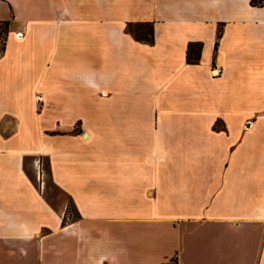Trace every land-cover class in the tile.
I'll use <instances>...</instances> for the list:
<instances>
[{"label":"crops","instance_id":"0c3cea01","mask_svg":"<svg viewBox=\"0 0 264 264\" xmlns=\"http://www.w3.org/2000/svg\"><path fill=\"white\" fill-rule=\"evenodd\" d=\"M4 20L22 39L0 57V264H264V7L0 0ZM35 158L77 212L68 226L30 191ZM47 220L53 241L9 238Z\"/></svg>","mask_w":264,"mask_h":264},{"label":"rangeland","instance_id":"374dc122","mask_svg":"<svg viewBox=\"0 0 264 264\" xmlns=\"http://www.w3.org/2000/svg\"><path fill=\"white\" fill-rule=\"evenodd\" d=\"M98 9H96L95 11H97ZM10 23V27H9V31H10V35L14 36L15 38L17 37L18 33H15L16 31V25ZM133 25V24H131ZM129 26V24H128ZM135 26V24L133 25ZM136 27H133L132 29L136 31L135 29ZM143 30H146L147 28H142ZM129 30V27H128ZM130 32V31H129ZM140 32V31H139ZM138 32V33H139ZM132 33V32H131ZM133 34V33H132ZM134 35V34H133ZM11 51H13V47L15 46L14 44H11ZM30 59H33V53L29 54ZM1 63V62H0ZM3 64V63H2ZM1 67V65H0ZM220 71V70H219ZM17 93V88L14 87V94L16 95ZM30 97L28 98V101L26 99V96L24 97V99H21V101L24 100L23 104H17V105H11V109L12 108H16V109H20V108H26L29 107L31 105V103L29 102ZM35 107L36 110L40 113L42 112L46 107L45 104L43 103V100L41 97L36 96L35 97ZM25 104V105H24ZM7 106V104H5ZM21 110V109H20ZM8 123L9 125H11V122L13 121V125H14V130H10L9 128H7L5 126V124L3 125V138H5L6 134H11L12 132H14L16 130V127H18L17 121L18 119L16 118V116H14L13 120L12 118H8ZM50 133V135H53L52 132H48V134ZM33 136H27V134L25 133V129L23 128L19 134L15 137V141L14 143H18L20 142V140L23 143L24 146H28V141L29 140H35L34 138H32ZM26 166H27V172L29 174V178L30 180L33 182V184H29L30 186V191L31 192H37L40 196H42L44 198V202H46V204L51 205L52 207L58 209L57 212L58 214L63 212V219L62 220V225L64 226H68V224L70 222H73L75 220H77L78 215L77 212L75 210V208L73 207L72 203L70 202V200H64V194L61 193L58 189H56L55 185L52 182L51 179V175L49 174L48 170H47V164H45V162L42 164H40V162L38 161V159H27L25 160ZM40 172H41V177H40ZM40 177V178H39ZM64 206V207H63ZM62 208V212H60ZM65 208V209H64ZM62 217V214H60ZM55 217H57L56 215H54ZM50 222L54 221L53 217H50ZM50 222L44 221L42 224V226L39 228V230L36 231H23V232H12L9 233V238L11 239H15L16 241L19 240H28V241H32L34 243H37V245L39 244L40 246V240L44 237V239H49L51 241H53L54 239V234L51 232V227L55 228V222L50 224ZM69 231L66 232H61L59 231V234L61 235H66L68 234ZM63 237V236H62ZM57 239V237H56ZM59 239V238H58ZM62 239H67L65 237H63ZM195 248H198L199 246L197 244H195ZM47 243L45 244V251L48 252V247ZM190 246L187 251V254H192L193 252H195L196 249H194L192 247V245H188ZM177 255L176 253H174L171 258L164 264H177ZM191 260H187V264H192Z\"/></svg>","mask_w":264,"mask_h":264},{"label":"trees","instance_id":"16d2710c","mask_svg":"<svg viewBox=\"0 0 264 264\" xmlns=\"http://www.w3.org/2000/svg\"><path fill=\"white\" fill-rule=\"evenodd\" d=\"M250 4L255 7H264V0H250ZM10 21H0V57L5 53L9 39ZM129 31L134 34V37L145 43L151 44L153 42V29L150 24H136L135 26L129 24ZM136 27V31L132 28ZM147 28L143 30L142 28ZM140 31V32H139ZM139 32V33H138ZM221 36L219 33L218 37ZM202 45L201 43H190L186 51V60L190 64H196L201 57Z\"/></svg>","mask_w":264,"mask_h":264},{"label":"built area","instance_id":"2783aa9c","mask_svg":"<svg viewBox=\"0 0 264 264\" xmlns=\"http://www.w3.org/2000/svg\"><path fill=\"white\" fill-rule=\"evenodd\" d=\"M18 34H19V33H18ZM215 73H216V74H215ZM220 73H221V72H220L218 69H214V70L211 71V74H212L213 77H217V76H219Z\"/></svg>","mask_w":264,"mask_h":264},{"label":"bare ground","instance_id":"6f19581e","mask_svg":"<svg viewBox=\"0 0 264 264\" xmlns=\"http://www.w3.org/2000/svg\"><path fill=\"white\" fill-rule=\"evenodd\" d=\"M16 39H22V34L21 33H19V34H17V37H16ZM216 74V73H215ZM86 139L88 138V135H86V136H84Z\"/></svg>","mask_w":264,"mask_h":264}]
</instances>
